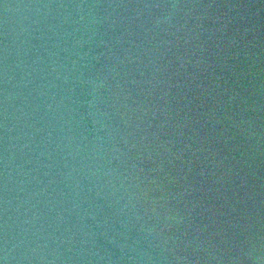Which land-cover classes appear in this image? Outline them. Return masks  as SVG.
<instances>
[{
  "label": "water",
  "instance_id": "1",
  "mask_svg": "<svg viewBox=\"0 0 264 264\" xmlns=\"http://www.w3.org/2000/svg\"><path fill=\"white\" fill-rule=\"evenodd\" d=\"M0 264H264V0H0Z\"/></svg>",
  "mask_w": 264,
  "mask_h": 264
}]
</instances>
